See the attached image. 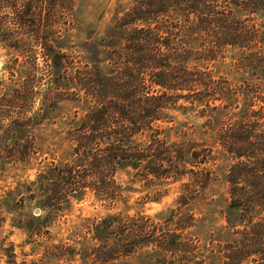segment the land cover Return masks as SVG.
I'll return each instance as SVG.
<instances>
[{
    "label": "trees",
    "instance_id": "1",
    "mask_svg": "<svg viewBox=\"0 0 264 264\" xmlns=\"http://www.w3.org/2000/svg\"><path fill=\"white\" fill-rule=\"evenodd\" d=\"M78 7L79 0H0V42L15 54L12 76L20 57L26 69L17 88L0 90V132L9 122L0 166L32 161L35 126L51 112L63 117L64 101H83L87 112L79 121L76 114L66 136L73 160L51 163L38 177L44 209L59 214L88 191L114 207L126 190L120 170L148 185H182L167 217L107 216L92 230L100 245L81 253L58 246L64 250L49 255L128 264L145 251L148 264H264V0H134L110 34L83 45L90 60L74 55L67 36ZM229 48L250 75L242 84L195 64L215 62ZM39 58L45 68L37 82L31 68ZM187 105L209 112V129L215 114L229 117L213 129L214 146L169 139L168 111ZM219 155L230 161L226 228L233 239L207 263L199 241L186 234L197 222L187 208L206 195Z\"/></svg>",
    "mask_w": 264,
    "mask_h": 264
},
{
    "label": "rangeland",
    "instance_id": "2",
    "mask_svg": "<svg viewBox=\"0 0 264 264\" xmlns=\"http://www.w3.org/2000/svg\"><path fill=\"white\" fill-rule=\"evenodd\" d=\"M133 3L134 0H79L76 21L75 18L72 19L73 24L68 26L70 32L67 34L74 45V55H80L82 60H90L92 55L83 45L90 38L99 42L110 34L117 18L123 16ZM259 23H264V18ZM237 54V50L229 48L215 62L198 61L195 64L211 67L215 73L234 85L242 84L250 75L239 69ZM14 57L13 51L0 42L1 92L16 87L25 79L20 72L21 69L26 73L23 57H20L19 66L12 76L10 66L13 65ZM34 68H31L32 78L38 82L41 80L40 73L45 68L42 58L37 60V67ZM38 106L36 103L34 111H37ZM61 106L63 117L59 118L57 112H51L49 120L35 126L38 154L32 161H8L5 167L0 166V264H101L87 261L82 254L71 258L68 256L70 251L65 256L56 258L49 254L53 250L56 254L64 250L56 248L58 246H76L81 253V249L100 245L99 241H91L92 230L107 216L142 214L163 219L170 210L178 207L177 199L182 183L148 185L132 178L131 170L127 169L118 172V180L126 190L124 197L114 207H109L94 192L88 191L79 199H71L70 206L59 214L44 209L41 197H38V177L51 163L63 164L73 160L72 145L66 140L67 131L76 114V120L79 121L87 112V105L83 101H64ZM187 106L168 111L171 120L170 124H166L169 139H188L209 147L214 146L217 132L213 129H219L220 123L229 117L215 114L214 127L209 129V112L204 114L202 107L193 109L190 105ZM8 124V120H5L3 128H7ZM229 164L228 158L219 155V160L213 165L214 174L206 195L201 202L187 208L195 214L197 222L186 234L199 241L206 252L207 263L213 262L212 250L218 253V246H225L233 239L231 231L226 228L229 206L226 172ZM147 250L151 251V248ZM125 261L128 264H148L145 251L126 258ZM215 263L222 264L220 260Z\"/></svg>",
    "mask_w": 264,
    "mask_h": 264
},
{
    "label": "water",
    "instance_id": "3",
    "mask_svg": "<svg viewBox=\"0 0 264 264\" xmlns=\"http://www.w3.org/2000/svg\"><path fill=\"white\" fill-rule=\"evenodd\" d=\"M37 213H39V211H37Z\"/></svg>",
    "mask_w": 264,
    "mask_h": 264
}]
</instances>
